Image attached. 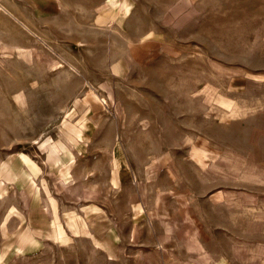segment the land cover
I'll return each mask as SVG.
<instances>
[{"label": "rangeland", "instance_id": "obj_1", "mask_svg": "<svg viewBox=\"0 0 264 264\" xmlns=\"http://www.w3.org/2000/svg\"><path fill=\"white\" fill-rule=\"evenodd\" d=\"M0 264H264V0H0Z\"/></svg>", "mask_w": 264, "mask_h": 264}, {"label": "crops", "instance_id": "obj_2", "mask_svg": "<svg viewBox=\"0 0 264 264\" xmlns=\"http://www.w3.org/2000/svg\"><path fill=\"white\" fill-rule=\"evenodd\" d=\"M30 235V233L28 231H24L23 233L20 234V240L21 241H25V238L28 237ZM193 246L197 249V250H201L203 247L200 244V242L197 240V238H193ZM150 260V258H149Z\"/></svg>", "mask_w": 264, "mask_h": 264}, {"label": "bare ground", "instance_id": "obj_3", "mask_svg": "<svg viewBox=\"0 0 264 264\" xmlns=\"http://www.w3.org/2000/svg\"><path fill=\"white\" fill-rule=\"evenodd\" d=\"M72 129H74V128H72ZM66 134V133H65ZM71 135V134H70ZM54 148V149H53ZM57 146H53L52 148H51V150H52V152H54V150H57Z\"/></svg>", "mask_w": 264, "mask_h": 264}]
</instances>
